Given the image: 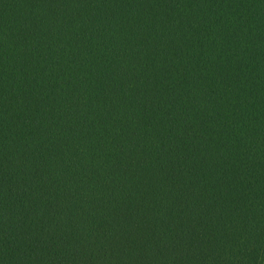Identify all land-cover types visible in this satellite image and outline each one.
Listing matches in <instances>:
<instances>
[{"label":"trees","instance_id":"16d2710c","mask_svg":"<svg viewBox=\"0 0 264 264\" xmlns=\"http://www.w3.org/2000/svg\"><path fill=\"white\" fill-rule=\"evenodd\" d=\"M0 264H264V0H0Z\"/></svg>","mask_w":264,"mask_h":264}]
</instances>
